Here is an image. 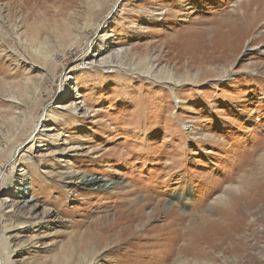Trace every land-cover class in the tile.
I'll use <instances>...</instances> for the list:
<instances>
[{"label": "rangeland", "instance_id": "1", "mask_svg": "<svg viewBox=\"0 0 264 264\" xmlns=\"http://www.w3.org/2000/svg\"><path fill=\"white\" fill-rule=\"evenodd\" d=\"M263 10L264 0H0V148L20 144L0 161V264L87 253L97 264H264V200L237 206L231 239L203 238L228 223L216 221L229 209L216 197L261 171L246 161L264 154ZM97 37L102 58L126 54L89 67ZM145 59L177 83L146 76ZM25 116H38L36 136L13 142ZM146 196L160 208L143 207L125 229ZM169 208L182 221L166 236L158 220Z\"/></svg>", "mask_w": 264, "mask_h": 264}, {"label": "bare ground", "instance_id": "2", "mask_svg": "<svg viewBox=\"0 0 264 264\" xmlns=\"http://www.w3.org/2000/svg\"><path fill=\"white\" fill-rule=\"evenodd\" d=\"M244 5V4H243ZM245 6V5H244ZM246 8V7H245ZM244 8V10H245ZM242 10V9H241ZM251 11V9L249 10ZM236 12V10H235ZM242 12V11H241ZM258 12V11H257ZM255 12V14L257 13ZM264 12V10H263ZM262 12V13H263ZM226 14V13H225ZM231 14V13H230ZM237 14V12H236ZM239 14V13H238ZM237 14V15H238ZM241 14V13H240ZM249 14V13H248ZM261 15V14H260ZM249 16V15H248ZM243 17V16H242ZM253 17V16H252ZM255 17V16H254ZM220 18V17H219ZM224 18V17H223ZM263 18V17H261ZM248 19V18H247ZM240 22V19L238 20ZM23 22V21H22ZM219 22V20H218ZM236 22V21H235ZM257 22V20L255 21ZM220 23V22H219ZM222 23V22H221ZM233 23V22H232ZM250 23V22H249ZM244 24V23H243ZM214 25V24H213ZM223 25V24H222ZM90 26V25H89ZM224 27V26H223ZM231 27V26H230ZM223 29V28H222ZM241 29V28H240ZM188 31V30H187ZM71 35V34H70ZM190 35V34H189ZM76 36V35H75ZM75 36L70 37L72 39L75 38ZM194 39V38H193ZM104 38H101V37H97L96 39V42H97V45L98 47L100 48L99 51L93 55V56H90L92 57L93 59H95L96 57L98 56H101L97 61H93L89 67L91 68H100L102 67L103 65H107V64H111L112 63V59L116 60L117 62H119L120 59H122V55H125L126 52L124 49L122 48H115L112 52H110V55H106L105 57L102 58V48L105 44H104ZM33 42H35L36 45L39 46V42H38V39L36 37L35 40H32ZM80 42V41H79ZM79 42L77 41V44H75L73 47L74 49L75 48H79ZM94 41H90V44H88V42L86 43L85 45V49L91 47V44L93 43ZM42 44V43H41ZM40 44V45H41ZM44 45V44H43ZM35 47V46H34ZM40 47V46H39ZM44 47V46H42ZM177 47V46H176ZM36 48V47H35ZM65 50V49H64ZM69 50H67L68 52ZM50 53V52H49ZM88 55V52H84L82 57L80 58V64L83 66L84 65V60H86V57ZM141 70H143L145 72V75L148 76L149 78H152V79H155V78H159L161 79L164 83H167V84H170V83H177V81L175 80V78L173 77V74L169 71L167 72H161L158 76H157V72L152 71L153 70V65L151 64V60H147L145 59L143 64L141 65ZM186 78H184V81H190L191 83H195L196 81V78L197 77H194V79H191L189 78V75L185 76ZM182 81V80H181ZM30 82L27 81L26 85H24V89H27L28 86H30ZM62 87H60L61 89ZM63 90L65 89V87L62 88ZM37 89H35L36 91ZM19 92V91H18ZM38 93V92H37ZM61 93V92H60ZM22 98H23V101L24 100H27V94H26V91H24V93L22 95H20ZM37 102V101H36ZM33 103V102H32ZM35 104V102H34ZM35 106V105H34ZM58 108V107H57ZM60 108V107H59ZM62 108V107H61ZM63 108H65V110H67L68 112H70V114H76L77 113V110H78V107H75L73 106L72 104L68 105V106H63ZM33 113H36V112H33ZM33 113H31L33 115ZM9 114V113H8ZM37 114V113H36ZM27 116L24 117L23 119V124L20 126L21 127V131H19V134L16 135L15 139L13 140V142H16L19 137H22L24 136V138H26V140H29V141H33L34 137L36 136L35 135V132H36V123H37V117L35 118V121H34V124L32 122V124H27L28 122V118H26ZM33 119H34V116H33ZM30 121V120H29ZM31 122V121H30ZM7 124V123H6ZM15 124H13V122L7 124L5 126V128H8L10 127V129H13ZM19 130V128H18ZM189 131V133L191 134L193 131L190 130V129H187ZM11 135V134H10ZM23 138V139H24ZM19 142V141H17ZM20 145V144H19ZM19 145H16L11 153V150H8L6 152L1 151V148H0V161L2 158H4L5 156L7 155H10V157L12 158V156L19 151ZM259 149V148H258ZM257 149V150H258ZM255 155V154H254ZM257 155V154H256ZM258 156V155H257ZM253 159V158H252ZM5 160V159H4ZM256 164V165H255ZM246 166H248L249 168V171L252 172V170H254V173L255 171L258 169L257 166H260V169L261 170L259 172V176L257 178L254 179L253 177V173H250L249 176L250 179L245 181L244 178H241V177H238V181L239 184L237 185L235 183V185H228L225 189H223L224 191H222L217 197L216 199L213 201L215 204H222L226 207H228L229 209L227 210H222L219 211L221 213V216H219V218L216 220L218 222H220L221 220L222 221H227L228 223H226L223 227L221 228H217V233H212L211 231H214L215 230V227H212L211 224H209L208 227H210L211 229L214 228V230H209L208 233H206V235L203 236V238L207 241H211L213 237H215L216 234H219L218 238H220V241L223 242L225 239H231L232 236L236 233V231L239 229V225H240V220L238 219V214L236 212V208L237 206L241 203V204H244L249 210H254L256 206L260 207L261 206V203L263 202L264 200V154H261V156H259L256 160V163H254L252 160H247L246 161ZM66 171H69V167L67 168ZM245 175V174H243ZM232 180V179H231ZM3 180H1V175H0V183L2 182ZM234 182V181H233ZM251 182V183H250ZM220 185V184H219ZM235 193H239V195H233ZM146 201L144 202V200H142L143 202L142 203H139L138 204V207L135 206V210L132 211V216L130 217H127L125 220H124V224H126V228L125 229H129V227L132 225L133 222H136L138 219H143L144 217V214H142L143 211H141V209L145 206H148L149 204L152 205L154 204V206L152 207V211L155 212L158 208H160L161 206V203L160 201H156L155 202V199L152 197V196H146ZM136 202V201H135ZM134 203V202H132ZM126 204V203H125ZM128 206V205H127ZM133 207V206H132ZM127 208V207H126ZM151 208V207H150ZM176 208V207H175ZM171 209V210H170ZM128 210V209H127ZM158 211V210H157ZM168 212L166 213H162V216L161 218L158 220L162 223V227H165L164 229L162 230H167L164 234L167 236L168 233H172L171 231H169V229L171 228H174L175 229V226L176 225H179V221H182L181 219H179V217H177L176 215L173 214V208H169L167 210ZM124 212V211H123ZM127 212V211H126ZM157 213V212H156ZM177 213V212H176ZM126 214V213H124ZM150 215V214H149ZM148 215V216H149ZM154 215V214H153ZM151 215V216H153ZM158 215V213H157ZM185 218H188L187 216ZM147 219V218H146ZM158 219V218H157ZM183 219V218H182ZM143 221V220H142ZM157 221V223H158ZM155 222V221H154ZM189 224H192L193 221L192 220H188ZM199 222L201 223H208L207 222V219H206V216H199ZM257 222H259L257 220ZM256 222V223H257ZM183 223V222H182ZM213 223V222H211ZM2 224H3V227H4V231L7 230L8 226H6L5 222L2 221ZM135 224V223H134ZM215 225H217L216 223H213ZM181 225V224H180ZM186 225V224H185ZM114 226H109V224H105L102 228H101V231L103 235H105L106 233L110 232V231H113L111 230ZM177 227V226H176ZM180 228V227H179ZM207 229V228H206ZM204 230V228H203ZM125 231V230H124ZM163 231V232H164ZM207 231V230H206ZM162 232V231H160ZM203 232V231H202ZM187 233V232H186ZM191 233V232H190ZM161 236V235H160ZM164 236L165 239H167V237ZM181 236V234H180ZM1 240L3 241V243H8L9 246H10V241L8 239V237H5V232H3L1 234ZM179 238V237H178ZM135 239V238H134ZM180 239V238H179ZM168 241V240H167ZM171 241V240H169ZM179 241V240H178ZM231 241V240H230ZM166 242V240L164 241ZM168 243V242H167ZM172 244L169 246V252H172L174 253L177 249L175 248L174 249V244L173 242H171ZM175 243V242H174ZM11 247V246H10ZM173 247V249H172ZM13 249L10 248V251L9 253H7L8 255L12 254L15 252V249L12 251ZM168 252V253H169ZM8 258V264H15V261H12L10 256H7ZM65 257H63L62 259H64ZM98 259H99V255L98 253H87V254H80V257L78 258V260L75 262V264H97L98 262ZM249 259V258H248ZM252 259V258H251ZM165 260L166 258L163 256V263H165ZM253 260V259H252ZM67 261H69L67 259V257L65 258V260L61 263V264H66ZM248 262V261H247ZM71 264V262H69ZM253 263V262H252ZM257 263V262H256ZM5 264V263H4ZM57 264V263H55ZM73 264V262H72ZM185 264V263H183ZM187 264V263H186Z\"/></svg>", "mask_w": 264, "mask_h": 264}]
</instances>
